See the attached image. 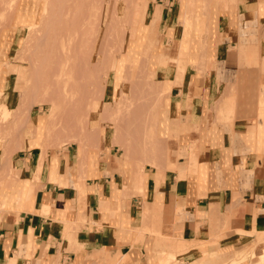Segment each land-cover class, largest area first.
<instances>
[{"label": "crops", "instance_id": "crops-1", "mask_svg": "<svg viewBox=\"0 0 264 264\" xmlns=\"http://www.w3.org/2000/svg\"><path fill=\"white\" fill-rule=\"evenodd\" d=\"M241 1L238 15L255 12L264 20L260 1ZM229 14L206 56L204 22H183L193 60L184 52L179 80L177 68L164 72L171 85L159 129L168 148L157 166L139 171L141 178L109 147L90 151L94 158L85 161L70 145L43 157L39 145L24 146L13 165L0 158V264H164L169 257L167 264H225L252 246L258 251L264 37L241 41ZM161 17L174 15L164 10ZM253 57L256 65L245 63Z\"/></svg>", "mask_w": 264, "mask_h": 264}, {"label": "rangeland", "instance_id": "rangeland-1", "mask_svg": "<svg viewBox=\"0 0 264 264\" xmlns=\"http://www.w3.org/2000/svg\"><path fill=\"white\" fill-rule=\"evenodd\" d=\"M258 1L264 11V0ZM241 2L0 0V158L13 165L24 146L39 145L45 153L70 145L85 161L94 158L87 157L90 151L109 147L141 178L139 171L157 166L168 148L159 121L165 120L161 112L171 82L162 77L177 68L179 80L187 65L183 49L190 29L183 22H204L202 56L229 12L237 37L256 43L264 37V20L255 12L238 15ZM164 10L172 20L162 19ZM254 58L245 63L256 65ZM257 241L258 251L252 246L235 255L238 260L246 254L242 261L225 264H263L264 236Z\"/></svg>", "mask_w": 264, "mask_h": 264}, {"label": "bare ground", "instance_id": "bare-ground-1", "mask_svg": "<svg viewBox=\"0 0 264 264\" xmlns=\"http://www.w3.org/2000/svg\"><path fill=\"white\" fill-rule=\"evenodd\" d=\"M186 36H187V42H188V41H189V38L191 37V33H190V32L187 33ZM183 50H184V52L188 53V52H187V51H188V46L186 47V49H183ZM180 51L183 52L182 49H180ZM64 58H65V57H64ZM64 61H65V60H64ZM64 63H65V62H64ZM65 65H66V64H65ZM65 65H64V66H65ZM63 68H64V67H63ZM59 70H60V69H59ZM63 70H64V69H63ZM61 71H62V70H61ZM105 71H106V70H105ZM105 73H106V72H105ZM9 110H10V108H9ZM43 153H44V152H43V150H42V154H43ZM248 252H249V251H248ZM251 254H252V253H251ZM245 255H246V254H245ZM245 255H244V254H243L242 256L240 255L241 258H239L238 260H237L236 258H233V263H238L239 260H241V259L243 260L244 257H245ZM231 260H232V259H231ZM242 260H241V261H242ZM255 262H256V261H255ZM255 262H254V263H255ZM254 263H251V264H254ZM262 263L264 264V262H262Z\"/></svg>", "mask_w": 264, "mask_h": 264}]
</instances>
